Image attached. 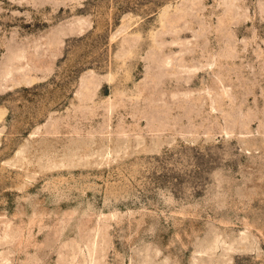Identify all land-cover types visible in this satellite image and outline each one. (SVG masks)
Here are the masks:
<instances>
[{
	"label": "rangeland",
	"instance_id": "1",
	"mask_svg": "<svg viewBox=\"0 0 264 264\" xmlns=\"http://www.w3.org/2000/svg\"><path fill=\"white\" fill-rule=\"evenodd\" d=\"M0 264H264V0H0Z\"/></svg>",
	"mask_w": 264,
	"mask_h": 264
}]
</instances>
